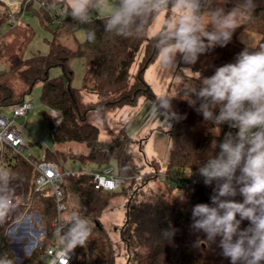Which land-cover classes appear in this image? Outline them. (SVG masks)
<instances>
[{"label":"trees","instance_id":"16d2710c","mask_svg":"<svg viewBox=\"0 0 264 264\" xmlns=\"http://www.w3.org/2000/svg\"><path fill=\"white\" fill-rule=\"evenodd\" d=\"M44 1L52 7L62 3L59 0ZM35 3L33 0H22L16 15L28 12L37 16L41 23H50L48 12ZM9 17L7 7L0 2V27L3 23H8ZM104 24L103 17L91 15L90 23L78 24L67 15L53 29L47 28L50 37L46 40L48 48L45 53L35 52L27 57L21 53L10 54L8 67L0 71V108L22 101L35 84L40 83L41 103L47 108L59 111L61 115L57 127L53 128L51 124L49 136L52 143H84L89 147V152L86 155L81 154L78 158L80 161L85 160L98 167L114 162L117 174L130 177L138 171L127 151L133 139L126 133L123 125L112 120L110 113L123 105H136L140 97L157 100L143 78L144 70L158 55L157 42L153 39L155 35L146 36L149 27L142 37H122L106 32ZM79 29L85 34V39L81 42L74 37ZM244 30L257 32L264 40V1L252 13V18L236 30L232 41L226 47L217 46L209 50L199 57L196 64L191 65L195 73L194 84L198 86L202 78L211 76L217 67L234 62L237 54L244 48L253 51V48L242 45L237 39L238 33ZM88 31L95 32L94 41L87 39ZM62 35L74 37L75 47L70 48L62 43ZM142 42L143 56L136 72L132 74L130 67ZM73 57H82L85 63L80 88L71 85L73 71L70 61ZM53 67L60 68V75H49ZM62 77L66 79V83ZM185 89L183 88L182 92ZM82 90L96 92L97 100L84 102ZM193 99L196 98L193 96ZM199 104L200 101L197 100V108ZM214 111L218 112V108ZM224 125L216 126L211 121H204L203 117L196 122L166 118L159 126L166 128L172 139L165 167L186 166L197 171L198 167L215 154ZM113 127H117V131ZM213 128L219 130L217 136L213 134ZM101 132L113 138L101 140ZM59 155L64 156L57 150L47 151L45 157L55 161ZM9 170L11 179L19 182L21 186L23 199L31 200V203L39 208L43 224L51 231V221L55 216L53 196L46 190H33L34 170L19 156L14 157ZM67 176L91 215L88 217L91 235L84 246L71 248L63 243V234L68 230L69 221L73 216L65 221L61 239L62 244L72 251L69 264H115L109 230L99 220L110 199L118 193H124V190L106 192L95 189L91 175L86 172L78 171ZM147 179L151 177L141 178V182ZM217 183L213 181L211 185L201 187L186 200L167 201L156 196L151 200L137 201L127 195L124 202V219L118 233L125 248L126 264H230L229 259L222 254L220 238L207 241L205 233L192 226V210L181 211L182 207L193 208L199 203L211 205V197L215 195ZM168 189L171 190L169 187ZM221 199L241 201L243 198L237 194L235 197ZM245 224H248V221H243L241 227H247ZM165 230L172 231L173 234L165 236Z\"/></svg>","mask_w":264,"mask_h":264},{"label":"clouds","instance_id":"9594fccd","mask_svg":"<svg viewBox=\"0 0 264 264\" xmlns=\"http://www.w3.org/2000/svg\"><path fill=\"white\" fill-rule=\"evenodd\" d=\"M66 0L65 14L78 24L91 22L92 12L104 13L106 32L133 37L143 33L160 16L164 23L153 37L161 67L171 68L181 62L194 65L201 55L217 46L226 47L242 23L252 18L256 0ZM95 32L88 31L89 41ZM185 100L204 121L227 124L236 132L226 133L219 152L197 168L205 185L218 182L211 205L199 203L192 208L193 227L206 235L207 241L220 238L219 246L230 264H264V48H244L234 62L215 69L202 82L189 84ZM193 96L196 99H193ZM174 97L158 101L170 120L179 119L172 110ZM197 100L200 101L196 107ZM218 108V112L214 109ZM10 170L0 168V220L13 208L14 198L8 185ZM243 199H221L235 197ZM248 221L247 227H241ZM63 234V243L84 246L91 235L88 217L77 212ZM165 236L173 232L165 230ZM0 264H13L0 256Z\"/></svg>","mask_w":264,"mask_h":264},{"label":"rangeland","instance_id":"374dc122","mask_svg":"<svg viewBox=\"0 0 264 264\" xmlns=\"http://www.w3.org/2000/svg\"><path fill=\"white\" fill-rule=\"evenodd\" d=\"M263 1L264 0H256V3L257 5H261ZM113 2H115V0H113ZM233 3H235V0H232V3H229L226 7H232ZM209 6H218V0H209V3L205 5V11H207ZM100 14L104 15V13ZM27 17L29 16L27 15L24 18L19 16L14 19L13 23H11L9 19L8 23H3L1 25L0 71L8 67V56L12 53H21L27 57L35 52L45 53L47 51V43L42 42L43 36H47V34H43V30L34 25L33 20L35 19H28ZM29 21L31 22V27H29ZM163 23V16L154 20L149 26L146 36L150 37L155 35L160 30ZM41 24L44 25L43 22ZM50 26L51 27H48L50 29L55 27L52 26V24H50ZM74 37L79 42L84 41V31L82 29L77 30ZM74 37L62 35L60 41L68 47L74 48ZM237 39L242 45L253 48V51L264 48V40L257 32L250 30L241 31L238 33ZM143 48L144 42L140 45L135 60L130 67V72L132 74L136 72L138 63L143 56ZM70 67L73 71L71 85L80 88L85 73L84 59L82 57H73L70 61ZM60 72L59 67H53L50 69L49 75L51 77L57 76L60 75ZM194 75L195 73L191 69V65H186L183 62L171 68L161 67V62L157 55L156 58L148 64L143 73L144 80L149 84L157 100L152 101L140 97L136 105H123L110 113L112 120L123 125L126 133L133 139V142L128 145L127 151L133 158V163L138 170L133 176H123L125 182L119 190L121 191V189H123L124 193H118L110 199L99 220L102 222L103 226L109 230L114 248L115 264H126L127 262L125 248L118 234L119 227L124 219V202L127 195H130L133 200L137 201L151 200L156 196L164 198V200L167 201L189 199L187 194L183 191L172 188L170 190L168 187L165 188L164 185L154 177L153 170L162 169L166 166L168 150L172 145L171 136L166 131V128L159 127L162 122L168 118L159 107L158 101L160 98H175L172 101V110L179 116L177 120L183 122H196L202 120V115L183 100L186 97L182 89L186 88L189 84H194ZM40 92L41 84L37 83L30 93L25 96V99L33 104V109L25 119L24 128L21 129L25 141L24 154L31 153L33 157L38 160L44 148L48 149L47 151L57 150L64 154V156L59 155L55 158L60 170L64 173H74L78 171L88 173L98 168V166L92 163H87L85 160L82 162L78 159L81 154L86 155L89 152V147L84 143L66 142L59 145L52 143L49 136L51 128L49 109L41 103L39 98ZM82 97L83 101L86 103L95 102L97 100L96 92L90 90H82ZM0 113L10 114L11 106L0 108ZM113 129L117 131V127H113ZM212 132L217 136L219 130L213 128ZM101 133V140H110L113 138V136L106 135L104 132ZM110 166L116 171L114 162H111ZM144 177H151V179H147L142 183L141 178ZM67 178L68 176L65 174V210L63 211L65 220H69L77 212L84 216L91 217L81 197L74 190L70 180ZM132 179L134 181H132ZM8 187L12 190L10 194L13 195L15 201H26L22 197L23 193L19 182L11 179ZM19 207H22L21 203ZM30 209L32 211L39 210L33 203ZM22 211L23 208L17 210L16 207H13L7 215L13 217L20 214ZM7 215L4 218H7ZM3 220H0V222ZM47 241L51 242L52 239L47 238Z\"/></svg>","mask_w":264,"mask_h":264},{"label":"built area","instance_id":"2783aa9c","mask_svg":"<svg viewBox=\"0 0 264 264\" xmlns=\"http://www.w3.org/2000/svg\"><path fill=\"white\" fill-rule=\"evenodd\" d=\"M0 1L7 7L9 19L13 23L22 0L17 1L16 7L12 4L14 0ZM33 1L48 12L50 24L54 26L67 16L64 4L52 7L44 0ZM32 109L33 104L23 99L11 105L10 114L0 113V168L9 170L16 156L30 164L35 174L32 180L33 190H46L53 196L55 216L51 221V231H49L43 224L40 212L30 209L31 201L17 202L14 200L13 207H16L17 210L23 208V211L13 217L7 215V218H4L6 220L0 222V256L11 259L13 264H69L72 259V251L62 244L61 239V230L66 221L63 214L65 210L64 176L69 173L62 172L58 162L46 159L45 154L48 150L46 148L43 149L38 160L31 153L24 154L25 141L21 129L24 128L25 119ZM48 109L52 127L55 128L61 121V115L55 109ZM235 132L236 129L225 124L218 145L224 140L226 133L234 134ZM218 152L219 147L215 154ZM88 174L92 177L94 188L106 192L118 191L125 182V178L117 174L110 165L95 168ZM153 174L164 186L183 191L189 199L201 187L206 186L198 171L191 170L186 166L164 167L153 170ZM20 203L21 208L19 207ZM190 210H192V206L181 208L182 212ZM245 225L248 226V224ZM47 238H51L52 241L48 242ZM28 259L31 260L28 261Z\"/></svg>","mask_w":264,"mask_h":264},{"label":"crops","instance_id":"0c3cea01","mask_svg":"<svg viewBox=\"0 0 264 264\" xmlns=\"http://www.w3.org/2000/svg\"><path fill=\"white\" fill-rule=\"evenodd\" d=\"M59 1H61L62 3L61 4H64V5H66V0H59ZM36 4V3H35ZM36 6H37V4H36ZM29 16V17H27L28 19H35V20H33V23H34V25H36L37 27H40L43 31V34H47V36L46 35H44L43 37V40H42V42L43 43H46V40L49 38V36H50V33L48 32V30H47V28L48 27H51L50 26V23H48V24H44L45 25V27H44V25H42L41 24V22H40V20H39V18L37 17V16H35V15H30L28 12H23V13H21L20 15H16V17L15 18H17V17H22V18H24V17H26V16ZM91 15H93V16H99V17H103L104 15H102V14H100V13H97V12H92V14ZM9 22V21H8ZM28 24H29V27H31L32 25H31V22L29 21L28 22ZM52 26H54V25H52Z\"/></svg>","mask_w":264,"mask_h":264},{"label":"bare ground","instance_id":"6f19581e","mask_svg":"<svg viewBox=\"0 0 264 264\" xmlns=\"http://www.w3.org/2000/svg\"><path fill=\"white\" fill-rule=\"evenodd\" d=\"M17 1H18V0H14V1H12V4H13L14 7L17 6Z\"/></svg>","mask_w":264,"mask_h":264},{"label":"water","instance_id":"95a60500","mask_svg":"<svg viewBox=\"0 0 264 264\" xmlns=\"http://www.w3.org/2000/svg\"><path fill=\"white\" fill-rule=\"evenodd\" d=\"M62 80H63L64 83H66V79L64 77H62Z\"/></svg>","mask_w":264,"mask_h":264}]
</instances>
